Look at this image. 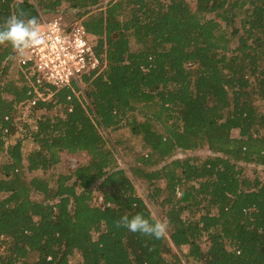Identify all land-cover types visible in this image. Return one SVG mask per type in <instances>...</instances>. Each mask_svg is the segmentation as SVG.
<instances>
[{
    "label": "trees",
    "instance_id": "obj_1",
    "mask_svg": "<svg viewBox=\"0 0 264 264\" xmlns=\"http://www.w3.org/2000/svg\"><path fill=\"white\" fill-rule=\"evenodd\" d=\"M62 3L97 37L105 61L84 77L91 108L60 89L30 108L71 110L40 115L8 141L29 96L2 61L40 10ZM259 98L264 0H0V264H264V180L243 173L244 164L264 165ZM124 119L145 150L127 168L95 123L114 129ZM27 137L36 147L24 154ZM198 149L211 155L171 158ZM64 151L88 161L46 176ZM36 170L43 175L27 176ZM137 179L154 188L148 198L162 209L168 237Z\"/></svg>",
    "mask_w": 264,
    "mask_h": 264
},
{
    "label": "built area",
    "instance_id": "obj_2",
    "mask_svg": "<svg viewBox=\"0 0 264 264\" xmlns=\"http://www.w3.org/2000/svg\"><path fill=\"white\" fill-rule=\"evenodd\" d=\"M96 39L80 19H68L61 12L32 25L2 61L8 67L7 74L12 73V79L27 88L29 98L22 104L34 107L65 88L66 100L77 99L85 109L91 108L84 77L105 67L94 50ZM63 108L70 111L71 105ZM4 132L8 133V128Z\"/></svg>",
    "mask_w": 264,
    "mask_h": 264
},
{
    "label": "rangeland",
    "instance_id": "obj_3",
    "mask_svg": "<svg viewBox=\"0 0 264 264\" xmlns=\"http://www.w3.org/2000/svg\"><path fill=\"white\" fill-rule=\"evenodd\" d=\"M108 1V0H104ZM191 5H193L194 0H187ZM74 11L68 8V5L66 3H62L57 10L55 11H47V10H40V17L43 19H46L50 17L52 14L56 12H61L65 17H74ZM208 16H211V14H208ZM237 25V23H236ZM228 30H231V27L228 28ZM13 74H7V78L12 79ZM257 105L258 108L264 112V99H257ZM63 105H57L53 106L50 109H32L27 104H21L17 106V110L13 113V128L11 131V135L8 137V141H13L16 138H22L23 135H25V127L32 128L36 120L40 115H48L51 117L54 116H60L63 115ZM135 116L137 120L143 119L141 114L138 112H135ZM125 119L123 120L122 124L114 129H104L100 123L97 121L95 122L98 126V130L103 136L104 139V146L107 149H111L114 152V156L117 159V163L119 166L123 168H127V165L133 160L135 155L142 154L145 152L143 149L142 144L140 143V140L132 135L131 130L129 126L124 125ZM156 127L160 130L161 127L159 125H156ZM232 134L234 136H238V131L233 130ZM22 151L24 154L28 153V151L34 149L36 147V144L33 142V140L29 137L22 139ZM1 157H4L0 153ZM211 155V152L207 149H198L194 151H174L173 156L171 158H185V157H191L196 156L200 159L205 158L206 156ZM60 161L55 166H53L51 169L46 171L44 174L46 176H49L52 174L54 176V179L57 177L58 174L61 173H69L74 167H76L79 163H86L88 161V156L84 152H77V153H69L67 151H64L60 154ZM170 160V158H169ZM156 167V166H155ZM244 175L253 178L255 175L258 176L261 180H264V165H257L254 163H248L244 164ZM27 176L32 175H43V172L41 170H36L31 173H26ZM157 185L163 186V181L159 180L156 181ZM134 186L136 189V192L138 195L143 197L145 201L147 202L148 207L150 208L152 214L158 219L160 222L163 230L166 233V236L169 235V227L166 225V220L164 218V215L162 213V209L159 207L158 204H154L153 200L148 198L149 194H154V188L151 185H148L145 181L141 179L134 180ZM99 191L95 190L93 191V203H98L99 201ZM161 195L158 200L162 199ZM32 197L36 199H40V195L37 193H32ZM169 244L173 251L176 249L171 245L170 241ZM207 245V243H204V247ZM187 248H182V251ZM2 250V246L0 245V251ZM35 256L31 257L34 258ZM79 258L77 254H74L71 257V260L76 261ZM183 262L182 264H200V262H194L191 259H188V261L184 260L182 258Z\"/></svg>",
    "mask_w": 264,
    "mask_h": 264
},
{
    "label": "crops",
    "instance_id": "obj_4",
    "mask_svg": "<svg viewBox=\"0 0 264 264\" xmlns=\"http://www.w3.org/2000/svg\"><path fill=\"white\" fill-rule=\"evenodd\" d=\"M184 247L188 248V246H186V245H183V246H182V248H184ZM184 250H186V249H184Z\"/></svg>",
    "mask_w": 264,
    "mask_h": 264
}]
</instances>
